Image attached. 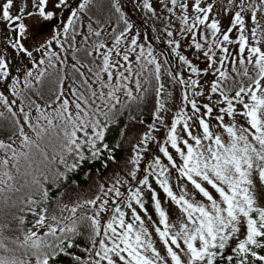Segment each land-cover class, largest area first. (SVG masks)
I'll list each match as a JSON object with an SVG mask.
<instances>
[{
    "label": "snow or ice",
    "instance_id": "obj_1",
    "mask_svg": "<svg viewBox=\"0 0 264 264\" xmlns=\"http://www.w3.org/2000/svg\"><path fill=\"white\" fill-rule=\"evenodd\" d=\"M0 26V264H264V0H0Z\"/></svg>",
    "mask_w": 264,
    "mask_h": 264
},
{
    "label": "rangeland",
    "instance_id": "obj_2",
    "mask_svg": "<svg viewBox=\"0 0 264 264\" xmlns=\"http://www.w3.org/2000/svg\"><path fill=\"white\" fill-rule=\"evenodd\" d=\"M25 22L30 26V34L36 30H38V32H39V34L36 35L35 41L30 40L28 42L30 45L34 42H42L43 40L48 38V36L51 34V32L54 30V27H55V26L45 27V25L48 24L49 22H44L38 17H33L29 20H26ZM0 27H2V26H0ZM77 179H80V178L77 177ZM80 182H81V184H83V183L85 184V181H83V180H81Z\"/></svg>",
    "mask_w": 264,
    "mask_h": 264
},
{
    "label": "trees",
    "instance_id": "obj_3",
    "mask_svg": "<svg viewBox=\"0 0 264 264\" xmlns=\"http://www.w3.org/2000/svg\"><path fill=\"white\" fill-rule=\"evenodd\" d=\"M89 182H91V181L85 182V184L84 183L81 184V188L82 189L87 188Z\"/></svg>",
    "mask_w": 264,
    "mask_h": 264
}]
</instances>
